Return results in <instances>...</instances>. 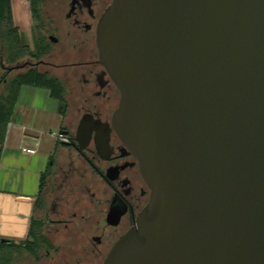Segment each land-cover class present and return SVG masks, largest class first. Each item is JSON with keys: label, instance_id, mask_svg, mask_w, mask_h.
I'll use <instances>...</instances> for the list:
<instances>
[{"label": "water", "instance_id": "water-1", "mask_svg": "<svg viewBox=\"0 0 264 264\" xmlns=\"http://www.w3.org/2000/svg\"><path fill=\"white\" fill-rule=\"evenodd\" d=\"M96 44L151 190L101 264H264V0H112Z\"/></svg>", "mask_w": 264, "mask_h": 264}, {"label": "flooded vegetation", "instance_id": "flooded-vegetation-1", "mask_svg": "<svg viewBox=\"0 0 264 264\" xmlns=\"http://www.w3.org/2000/svg\"><path fill=\"white\" fill-rule=\"evenodd\" d=\"M27 1L34 46L27 44L37 54L39 39L43 37L47 49L39 58L31 54L13 71L36 68L61 80L68 104L63 131L67 132L69 140L57 142L58 147L72 150L71 155L80 160L81 167H86L90 176L93 174V183L86 186L87 211L82 209L79 213L76 208L71 216L65 215L62 201L67 174L63 176V172L68 165L62 162V156L56 157V149L46 185L39 195L40 198L48 178L54 181L56 193L50 214L53 218H49L47 226V221L43 220L48 247L40 252L38 261L26 253L32 258L31 264L44 261L47 264H101L116 241L135 225L151 195L138 159L112 127L120 91L101 64L96 44L99 21L112 0ZM33 8L40 18L34 17ZM36 25L39 27L35 28ZM52 70L59 71L61 77ZM72 109L76 113L75 120L71 119ZM82 123L92 128L84 148L77 140ZM106 125L109 127L108 150L104 149Z\"/></svg>", "mask_w": 264, "mask_h": 264}, {"label": "crops", "instance_id": "crops-1", "mask_svg": "<svg viewBox=\"0 0 264 264\" xmlns=\"http://www.w3.org/2000/svg\"><path fill=\"white\" fill-rule=\"evenodd\" d=\"M13 18L16 22L14 7ZM26 87L21 88L19 107L8 123L0 155V238L15 241L27 240L37 210L42 175L51 165L56 149L59 150L58 141L51 136L53 132L50 137L54 140L39 132L49 128L62 131L65 126L50 91ZM23 148H34L36 152L30 154Z\"/></svg>", "mask_w": 264, "mask_h": 264}, {"label": "trees", "instance_id": "trees-1", "mask_svg": "<svg viewBox=\"0 0 264 264\" xmlns=\"http://www.w3.org/2000/svg\"><path fill=\"white\" fill-rule=\"evenodd\" d=\"M33 14L34 17L40 18L38 11L34 8ZM38 27L35 26V28ZM39 40L37 46V52H39L34 54L24 40L20 27L14 22L13 0H0V155L5 142L7 126L15 115L23 86L48 89L51 96L58 101V112L62 120L66 116L68 104L65 100L64 85L58 77L36 68L13 71L15 66L23 64L31 54L38 58L46 54L47 43L43 37ZM50 169L49 166L42 175L40 193L46 185ZM46 246L48 247V241L44 235V221L34 215L24 246L0 241V264H15L23 252L29 253L38 261L40 252Z\"/></svg>", "mask_w": 264, "mask_h": 264}, {"label": "rangeland", "instance_id": "rangeland-1", "mask_svg": "<svg viewBox=\"0 0 264 264\" xmlns=\"http://www.w3.org/2000/svg\"><path fill=\"white\" fill-rule=\"evenodd\" d=\"M14 2V16L16 23L20 26L21 34L26 41V43L30 44L31 46H34V34L32 29V18H31V12L28 5L27 0H13ZM52 73L61 77V73L57 70H52ZM23 86V88H25ZM27 88V87H26ZM29 88H32L29 86ZM38 90H42V87ZM55 100V99H54ZM56 101V100H55ZM58 103V102H57ZM16 107H19L17 105ZM72 117L71 119L75 120L76 113L72 109L71 111ZM61 117V115H60ZM61 124L63 122L62 117L60 118ZM44 124L43 126H45ZM48 125V123H47ZM42 126V127H43ZM59 128H49L48 130H45L43 132H39L40 135L45 134L48 135V138L50 137V133L53 132H59ZM51 140H54L51 138ZM61 147V146H60ZM59 147V150L57 152V156H62V162L67 164L65 171L63 172V176L66 179L65 181V190L66 192L63 201H62V211L65 215H72V213L75 211L76 208H78V212L87 211L86 204L88 203V196L86 191V186L91 183L92 181V175L90 176V171L86 167H81V162L79 159H75L72 154V150L66 149L63 150ZM74 160V161H72ZM62 176V175H61ZM59 176L58 178H60ZM54 181H51V179L48 178L47 186L42 194V196L38 200V206L37 210L35 212V216L41 220H44L46 223V226L50 223H48L49 218H53L51 214V202L52 199L56 193V186L53 184ZM58 184V183H57ZM44 222V223H45ZM32 258L26 253L23 252L16 260L15 264H31ZM47 261H44L43 264H47Z\"/></svg>", "mask_w": 264, "mask_h": 264}, {"label": "built area", "instance_id": "built-area-1", "mask_svg": "<svg viewBox=\"0 0 264 264\" xmlns=\"http://www.w3.org/2000/svg\"><path fill=\"white\" fill-rule=\"evenodd\" d=\"M51 136L53 138H55L58 142H61V143H67L69 140L67 134H65L61 131L52 133ZM23 151L30 153V154H33L36 152V150L34 148H23Z\"/></svg>", "mask_w": 264, "mask_h": 264}]
</instances>
